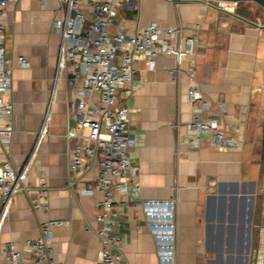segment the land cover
I'll use <instances>...</instances> for the list:
<instances>
[{"label": "crops", "instance_id": "obj_1", "mask_svg": "<svg viewBox=\"0 0 264 264\" xmlns=\"http://www.w3.org/2000/svg\"><path fill=\"white\" fill-rule=\"evenodd\" d=\"M113 1L81 0V7L89 15L94 2ZM57 8L56 0L7 2L6 56L13 67L7 98L14 108L10 155L15 169L28 164L29 191L17 195L9 222L1 228L0 245L13 243L30 258L24 242L35 239L40 222L50 218L67 222L52 230L55 263L97 264L100 243L93 230L98 227L100 196L70 197L65 191L68 150L74 141L68 145L64 135L73 125L72 96L81 84L67 89L62 79L55 80L60 38L52 22ZM112 21L109 31L125 34L153 22L164 27L180 25L182 37L200 25L193 54L160 57L152 70L138 62L135 80L142 87L128 99L120 96L129 110L134 140L129 154L140 186L137 201L114 196L118 218L113 233L124 256L122 264H159L141 202L170 199L176 201V264H244L242 227L248 208L242 198L254 199L262 178L264 29L211 0L123 1ZM19 56L28 61L27 68L17 66ZM192 67L196 73L189 78L187 71ZM171 69H178V74H169ZM193 85L210 103L209 113L203 116L231 128L239 149L215 150L209 147L207 134L199 136L197 148L188 147L184 126L192 118L187 91ZM93 100L97 105V98ZM96 172L95 166L87 178ZM42 179L50 189L47 217L31 209ZM1 264L6 262L2 259Z\"/></svg>", "mask_w": 264, "mask_h": 264}, {"label": "built area", "instance_id": "obj_2", "mask_svg": "<svg viewBox=\"0 0 264 264\" xmlns=\"http://www.w3.org/2000/svg\"><path fill=\"white\" fill-rule=\"evenodd\" d=\"M44 3L47 0H39ZM57 14L52 30L60 38L56 77L65 82L67 89L80 83L73 98L70 121L64 135L68 145L65 191L70 197L100 196L95 220L98 227L93 230L99 240L100 250L97 264H122L124 256L118 247L119 239L113 233L118 213L115 208V194L131 201L139 200L140 186L136 181L138 169L129 154L134 144L130 138L129 110L120 101L133 96L142 87L135 80L138 62L152 70L160 57H179L193 54L198 46L197 33L200 25H194V32L182 37L180 25L164 27L155 22L136 29L132 34L120 30L109 31L116 11L123 1L94 2L89 15L81 7V0H56ZM8 0H0V231L9 222L10 209L20 193L29 191L25 184L27 165L15 169L10 155L14 134L13 103L7 98L12 86V62L6 56V15ZM215 2V1H213ZM225 10L232 3L216 2ZM257 25L264 26L257 20ZM17 66L27 68L24 57L16 58ZM177 75L178 69L168 70ZM196 71H187L193 78ZM97 98L98 104L94 103ZM192 118L185 124L189 134L187 145L197 148L199 136H210L209 147L218 151L239 149V139L234 131L220 125L215 119L204 117L210 111V103L198 87L190 86L187 91ZM97 167L94 176L88 177ZM36 198L31 201L34 212L48 216L50 211V189L44 179L37 186ZM176 201L146 200L141 210L147 229L157 248L159 264L175 262L174 212ZM67 222L47 218L40 222L39 235L24 242L32 256L27 258L13 243L0 245V264H61L52 259V230Z\"/></svg>", "mask_w": 264, "mask_h": 264}, {"label": "rangeland", "instance_id": "obj_3", "mask_svg": "<svg viewBox=\"0 0 264 264\" xmlns=\"http://www.w3.org/2000/svg\"><path fill=\"white\" fill-rule=\"evenodd\" d=\"M228 6L233 14L244 17L249 21L258 23L259 19L264 25V10L254 3H232ZM261 166L260 189L254 197L253 216L251 221V245L248 254L249 264H264V151L259 162Z\"/></svg>", "mask_w": 264, "mask_h": 264}, {"label": "water", "instance_id": "obj_4", "mask_svg": "<svg viewBox=\"0 0 264 264\" xmlns=\"http://www.w3.org/2000/svg\"><path fill=\"white\" fill-rule=\"evenodd\" d=\"M172 3H177L181 0H170ZM205 1V0H202ZM215 2H226V3H241V2H250L254 3L257 6H259L261 9L264 10V0H211ZM264 29V27H262ZM74 128L73 125L70 129L71 132H73ZM253 187V185H252ZM244 206L248 208L246 209V214L245 217L243 218V232H244V239H245V244L242 246V251L245 252V257L241 256L240 259L243 260L245 259L244 264H247V255L250 250V245H251V239H250V231H251V221H252V216H253V208H254V199L253 197H249V199L244 196L242 198ZM247 225V226H245Z\"/></svg>", "mask_w": 264, "mask_h": 264}, {"label": "trees", "instance_id": "obj_5", "mask_svg": "<svg viewBox=\"0 0 264 264\" xmlns=\"http://www.w3.org/2000/svg\"><path fill=\"white\" fill-rule=\"evenodd\" d=\"M262 150L264 151V122H263Z\"/></svg>", "mask_w": 264, "mask_h": 264}, {"label": "flooded vegetation", "instance_id": "obj_6", "mask_svg": "<svg viewBox=\"0 0 264 264\" xmlns=\"http://www.w3.org/2000/svg\"><path fill=\"white\" fill-rule=\"evenodd\" d=\"M262 27H264V26H262Z\"/></svg>", "mask_w": 264, "mask_h": 264}]
</instances>
